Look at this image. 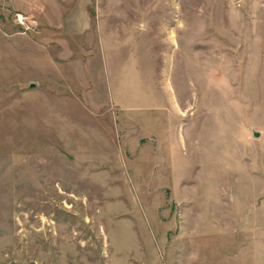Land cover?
<instances>
[{
  "label": "rangeland",
  "instance_id": "rangeland-1",
  "mask_svg": "<svg viewBox=\"0 0 264 264\" xmlns=\"http://www.w3.org/2000/svg\"><path fill=\"white\" fill-rule=\"evenodd\" d=\"M0 264H264V0H0Z\"/></svg>",
  "mask_w": 264,
  "mask_h": 264
},
{
  "label": "built area",
  "instance_id": "built-area-1",
  "mask_svg": "<svg viewBox=\"0 0 264 264\" xmlns=\"http://www.w3.org/2000/svg\"><path fill=\"white\" fill-rule=\"evenodd\" d=\"M15 20L22 24L24 26L25 29H29L32 27V25L34 24L32 18L30 17L29 14L25 13V12H16L15 13Z\"/></svg>",
  "mask_w": 264,
  "mask_h": 264
},
{
  "label": "water",
  "instance_id": "water-1",
  "mask_svg": "<svg viewBox=\"0 0 264 264\" xmlns=\"http://www.w3.org/2000/svg\"><path fill=\"white\" fill-rule=\"evenodd\" d=\"M34 84V82H31V85H33ZM253 134L254 135H258L259 134V131H257V130H253Z\"/></svg>",
  "mask_w": 264,
  "mask_h": 264
},
{
  "label": "crops",
  "instance_id": "crops-1",
  "mask_svg": "<svg viewBox=\"0 0 264 264\" xmlns=\"http://www.w3.org/2000/svg\"><path fill=\"white\" fill-rule=\"evenodd\" d=\"M33 20V22H34V24L32 25V27H35L36 26V24H37V21H35L34 19H32ZM31 27V28H32ZM23 32H25V31H23Z\"/></svg>",
  "mask_w": 264,
  "mask_h": 264
}]
</instances>
